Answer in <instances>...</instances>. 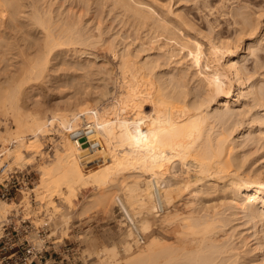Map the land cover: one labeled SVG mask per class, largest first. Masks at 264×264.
Masks as SVG:
<instances>
[{"label":"bare ground","instance_id":"1","mask_svg":"<svg viewBox=\"0 0 264 264\" xmlns=\"http://www.w3.org/2000/svg\"><path fill=\"white\" fill-rule=\"evenodd\" d=\"M137 12L141 17L151 16L148 12ZM175 14L166 20L173 23L178 17ZM241 21L248 25V28L245 26L247 30L257 27L249 17L243 16ZM37 22L48 32L44 54L29 63L31 66L27 64V69L20 68L25 73V80H6L10 84L5 85L9 92L0 97V106L14 109L5 114L9 113L7 121L15 124L0 132L2 155H8L15 165L30 164V158L42 149V135L55 122L59 126L68 124L69 129L66 128L70 131H64L71 135L51 161L40 164V181L31 190L41 192L38 196H41L42 203L44 199L57 202L56 207L61 205L65 208L64 215L70 219L86 214L92 206L102 207L101 204L110 198L113 199L110 200L114 210L118 211L123 205L133 210L134 216L127 224L126 235L123 232L120 250L115 246L98 249L96 245H90V253H95L92 258L97 259L95 264H240V252L231 244L225 229L221 228L227 224L226 221L213 207L204 204L205 197L214 199V195L219 193L226 198V191H231L235 205L262 223L264 231V170H244L245 160L235 151L241 143L232 136L235 128L231 132L223 128L214 134L215 125L208 126L214 120L229 124L239 114L235 105L244 98L264 105V84L249 88V67L242 63V58L248 56L246 52L258 58V48L255 51L249 46L248 50L241 52L238 41H229L218 35L213 36L214 39L210 36L208 46H204L205 51L200 40L191 43L175 37L165 48L167 59H174L177 51H182L185 56H193L198 63L203 61L204 68L198 78L207 87L205 94L197 99L188 97L185 89L178 90L179 86L171 88L170 83L176 75L171 79L165 78L164 73L157 75L154 60L140 63L125 49L119 60L122 87L120 92L117 91L116 99L109 103L106 100L113 91L108 86V78L114 71H109L107 66L102 68L108 77L102 84L101 97H108L100 101L103 106L100 112L94 110L96 106L93 109L85 102L79 106L84 109L77 112L64 109L33 117L22 111L19 104L14 107V98L27 81L42 87L43 79H50L49 61L52 60L47 53L61 44L62 39V36L54 35L42 15L38 14ZM167 23L160 26L166 30ZM83 27L68 24L63 37L64 42L70 45L65 51L73 52L77 58V70L82 69L87 74L88 68L93 71L99 56L89 48H96L101 40L98 37H102H97L98 32L87 33ZM176 60L179 64L185 62ZM3 87L0 85V89ZM233 96L236 97L233 99ZM219 99L225 100L227 107L214 110L213 105L218 104ZM147 100L152 102L153 113L144 111ZM71 104L69 102L68 107ZM125 112H131V115L127 118L122 115ZM8 142L13 145L8 146ZM8 166L3 169L8 171L11 167ZM90 188L93 193L85 196V190ZM112 188L118 192L111 193ZM27 192H22V200L16 202L17 205L21 206L26 200ZM78 198H81L80 209L76 210ZM182 200L186 202L184 208ZM11 207L12 201L0 199L1 223L23 212ZM11 210L13 212L8 214ZM86 238L89 239L88 236Z\"/></svg>","mask_w":264,"mask_h":264},{"label":"rangeland","instance_id":"2","mask_svg":"<svg viewBox=\"0 0 264 264\" xmlns=\"http://www.w3.org/2000/svg\"><path fill=\"white\" fill-rule=\"evenodd\" d=\"M137 9L143 13H151V16L141 17ZM38 14L43 16L46 24H50L49 28L52 29L54 35L62 36V39L61 44L54 47L52 52L47 53L52 60L49 61L51 63L49 73L52 74L51 77L48 76L50 79L47 77L46 80L43 79L42 87L34 86L31 80L27 81L24 84L26 86L14 98V107L16 103L19 104L22 111L33 117H41L48 111L56 112L64 109L77 112L84 109L79 106L85 102H88V106L93 109L96 106L97 109L94 110L100 112L103 109L100 101L106 100L108 97L106 96L105 99H103L105 95L101 97V92L104 90L102 84H105L103 82L108 77L102 68L107 66L109 71H114L110 72L111 75L109 74L110 80L108 78V86L113 91L106 100L109 103L111 99V101L116 99L117 91L120 92L122 87L120 55L124 53L125 49L131 52L133 59L137 57L136 60H139L140 63L144 60H154L157 64L155 67L157 75L164 73L165 78L168 79L176 75V79L170 83L171 88L179 86L178 90L188 91V97H193V99L201 97L205 94L207 87L198 78L204 68L203 61L198 63L197 59L191 55L185 56L182 51H177L178 55L174 59L166 58L165 48L173 42L175 37L191 43L194 40H200L204 47L208 46L210 36L214 39L213 36L222 35V38L229 41L232 39L235 42L238 41L236 43L240 45L241 52L248 50L249 46L253 47L255 51L258 48L257 53L260 54L258 58L246 52L248 56L242 58V63L249 67L247 74L249 76L247 85H251L249 88L264 84V0H0V85L4 86L0 89V97L9 92H7L9 88L7 90L5 88V85L10 86L6 80L12 79L15 82L25 80V73L20 68L28 67L27 64L31 66L35 59L44 54L48 32L38 24ZM173 14L178 17L173 23H169L167 20ZM243 16L249 17L257 25L255 30H247L248 25L241 21ZM161 23L162 25L167 23L168 25H165L168 28L165 30L160 26ZM68 24H76L81 27L84 25V31L87 33L89 31L98 32L97 37H102H98L101 40L97 45L95 44L97 49L89 48L91 51L97 52L99 56L97 63L93 66V71L88 68L89 72L85 71L87 74H84L82 69L78 68L77 70L78 66H75L77 58L73 52L65 51L70 46L64 42L65 38L63 37ZM176 59H183L185 62L179 64ZM24 60H27V63ZM75 77L78 78L75 79ZM162 79L164 80V78ZM235 97L233 96V99ZM247 98L235 105L239 114L232 118L231 124H223L214 120L208 127L211 128L215 125L212 130L214 134L223 128L228 129V132L235 128L232 136L241 142L235 151L239 152L243 161L245 160L244 170L248 172L262 171L264 170V105ZM79 100L84 103L78 104ZM69 102L72 103L71 107H68ZM175 103L183 104L178 101ZM1 106L0 132L15 125L13 121H7L6 118L14 109L10 110ZM152 107V102L147 100L144 111L147 114L153 113ZM213 107L214 110H221L227 106L225 100L219 99V103L214 104ZM6 112L9 113L6 115ZM122 115L128 118L131 112H125ZM257 117L259 120L256 119ZM66 125L60 124V127L55 122L52 128L42 135V149L37 152L35 157L30 158L33 161L29 159L30 164L19 166L10 162L8 155H2L3 148L0 144V160H2V162L0 161V181H3L10 170L16 168L30 170L33 179L30 186L23 189V191H28V197H25L26 200L21 204L22 207L16 204L22 200V192H19L14 200L1 196L0 199L12 201L11 209L14 208L17 211L20 209L21 211L25 208L26 210L23 212L30 211L37 225L48 221L49 241L54 242L56 239L62 241L59 240L55 243V248L61 250L60 245L67 242V247H74L76 250V257L72 263L95 264L97 259L96 257L92 258V256L94 257L92 254L95 253H90V245H96L97 247H95L98 249L102 246H115L117 250H120L123 241L121 238L129 227L127 224L133 219L134 214L132 209L124 205L118 211L114 210V204L111 201L113 199L110 198L111 200L107 199L108 201L101 204L102 207L100 205L92 206L91 210L88 209V212H85L86 214L82 216L80 214L79 218H71V220L64 215L65 208H61V205L60 208H57V202L47 199H44L45 202L42 203L41 196H38L41 192H38V189L31 190L40 181V164L51 161L58 148L60 149L61 145L65 143L64 141L69 139L71 133L65 132L69 129ZM7 144L8 146L13 145L12 142ZM8 164V167H11L6 171L3 168ZM116 191L113 189L111 193L114 194ZM92 193V188L84 192L85 196ZM226 194H228L226 198L221 197L219 193L214 195V199L212 196H207L204 204L213 207L226 221L227 224L221 225V228L225 229L231 244L240 252V258H238L240 264H264L262 223L256 222L247 211L235 205L234 194L231 191L227 190ZM111 196L114 197V195ZM80 199L78 198L76 201V210L80 209ZM185 203L182 200V208L186 207ZM46 204L48 208H46ZM98 208L101 210L100 212L97 211ZM12 212L11 210L8 214ZM0 225H2L1 222ZM1 233L2 231H0ZM85 233L86 236H84ZM63 248L65 247L62 246Z\"/></svg>","mask_w":264,"mask_h":264},{"label":"built area","instance_id":"3","mask_svg":"<svg viewBox=\"0 0 264 264\" xmlns=\"http://www.w3.org/2000/svg\"><path fill=\"white\" fill-rule=\"evenodd\" d=\"M32 180L30 170H10L0 183V196L14 200L19 192L30 186ZM48 225V222L35 224L30 211L5 220L0 227V264H76L72 263L76 257L74 247H67V242L60 245L61 250L53 247L62 241H49Z\"/></svg>","mask_w":264,"mask_h":264},{"label":"crops","instance_id":"4","mask_svg":"<svg viewBox=\"0 0 264 264\" xmlns=\"http://www.w3.org/2000/svg\"><path fill=\"white\" fill-rule=\"evenodd\" d=\"M53 247H55V245H53Z\"/></svg>","mask_w":264,"mask_h":264}]
</instances>
